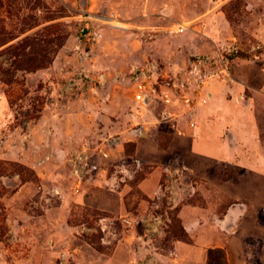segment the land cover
Masks as SVG:
<instances>
[{
    "label": "rangeland",
    "instance_id": "rangeland-1",
    "mask_svg": "<svg viewBox=\"0 0 264 264\" xmlns=\"http://www.w3.org/2000/svg\"><path fill=\"white\" fill-rule=\"evenodd\" d=\"M0 3L4 39L16 36L0 50L50 25L55 36L45 43L52 58L46 67L17 71L9 85L0 81V264H142L152 253L137 245L154 216L165 234L145 245L169 255L168 230L178 223V206L170 198L175 176L167 172L214 168L210 202L225 193L218 212L233 202L225 183L240 167L186 163L179 145L156 128L158 108L145 111L133 100L130 71L155 65L158 82L169 76L193 89L199 72L208 75L207 83L229 86L227 96L240 114L255 116L248 122L256 125L232 135L246 153L257 145L264 154V0ZM199 60L205 65L195 70ZM10 62L0 56L3 68ZM140 127L146 130L138 133ZM111 138L117 140L112 147ZM154 167L163 171L160 192L148 198L137 185ZM116 192L122 213L92 205V197L109 204ZM192 200L203 201L199 194ZM255 215L251 225L262 226L264 212ZM255 238L243 244L235 264H264L262 238Z\"/></svg>",
    "mask_w": 264,
    "mask_h": 264
},
{
    "label": "crops",
    "instance_id": "crops-1",
    "mask_svg": "<svg viewBox=\"0 0 264 264\" xmlns=\"http://www.w3.org/2000/svg\"><path fill=\"white\" fill-rule=\"evenodd\" d=\"M221 85L217 80L206 82L207 102L200 105L201 108H197L193 129H187L183 125L186 135L177 136L170 133L166 127L156 128L165 129L172 137L171 141L179 145L186 163H208L212 168L221 163L240 167V170L233 172L225 183L228 187L227 194L232 195L233 202L221 212H218L217 208L227 197L225 193L220 196V201L210 202L208 198L210 189L207 185L209 181L215 179L214 168L212 172L206 173L181 172L175 175L167 172L165 176H175L173 179L176 186L171 187L170 198L178 206L177 216L190 240L172 239L169 255L152 250L145 245L146 241L151 236H162L165 231L160 217L154 216L153 221L147 219L146 232L139 237L141 243L137 246L140 247V252L152 254L148 256L144 254L142 264H207L208 250L211 248L223 249L227 264H235V259L239 258L246 241L250 242V239L256 241L255 237L261 236L259 242L264 247V221L262 226L251 225L256 222L255 212H264V154H259L255 150L257 143L261 147L259 141L256 140L255 149H252L254 145L250 146L251 153H246L243 144L232 135V132L238 129L247 132L250 131L249 127L256 125L248 122V118L253 115L240 114L237 104L227 96L226 90L230 87ZM252 130L255 131V128ZM226 131L230 132L229 136ZM154 134L157 135V132ZM187 168L189 166L184 164V169ZM162 174L163 171L159 167L152 168L147 176L138 182L139 190L148 198H154L160 192ZM194 194H199L203 201L192 200ZM111 197L109 204L105 205L98 204L92 197V205L102 206L110 212L125 211L120 192L113 193ZM79 200L82 201V198Z\"/></svg>",
    "mask_w": 264,
    "mask_h": 264
},
{
    "label": "built area",
    "instance_id": "built-area-1",
    "mask_svg": "<svg viewBox=\"0 0 264 264\" xmlns=\"http://www.w3.org/2000/svg\"><path fill=\"white\" fill-rule=\"evenodd\" d=\"M205 65L203 60H199L194 65ZM225 65V63H224ZM223 66V65H222ZM224 67V66H223ZM133 100L139 105L140 109L148 111L149 107L154 110L158 108L157 114H154V122L158 126L166 127L170 133L177 136L186 135L185 127L193 129L196 123L197 108L205 104L208 95L205 92V83L208 80V75L198 74L197 83L191 88L180 87L172 77H165L167 81L158 82V77L155 75L156 67L151 65L149 68H137L131 71ZM190 70L189 73H193ZM227 75V73L225 72ZM183 125L185 127H183ZM146 130L145 127H140L138 133ZM117 140L111 138L108 144L115 146ZM103 156H107L106 151L100 150ZM123 222L130 224V220L123 217Z\"/></svg>",
    "mask_w": 264,
    "mask_h": 264
},
{
    "label": "trees",
    "instance_id": "trees-1",
    "mask_svg": "<svg viewBox=\"0 0 264 264\" xmlns=\"http://www.w3.org/2000/svg\"><path fill=\"white\" fill-rule=\"evenodd\" d=\"M1 7L2 4L0 3V9ZM37 25H39V23L35 22L31 26V28ZM52 27L53 26L50 25L44 27L42 30H37L33 35L23 38L16 44H9L4 49L0 50V56L6 54L11 61L10 67L8 68H3L2 64L0 63V81L8 85L12 84L16 81L15 72L34 71L46 67L51 62L52 58L50 57V55H48L46 44L48 45V39L50 37H55L54 35H52L53 33H49ZM5 34V20L3 16H0V47L16 37H5L4 39ZM61 44L62 41L61 43L57 44V47H59ZM54 51L55 50L51 51V53H53ZM144 177L145 176H143L142 178ZM177 221L178 223L173 228L168 230L169 235L172 239L189 241L190 237L184 230L180 219L177 218ZM211 253H216V256L211 258ZM221 259L224 260V264H227L223 249L211 248L208 250L207 264H219Z\"/></svg>",
    "mask_w": 264,
    "mask_h": 264
}]
</instances>
